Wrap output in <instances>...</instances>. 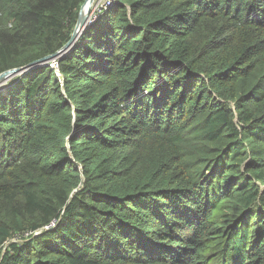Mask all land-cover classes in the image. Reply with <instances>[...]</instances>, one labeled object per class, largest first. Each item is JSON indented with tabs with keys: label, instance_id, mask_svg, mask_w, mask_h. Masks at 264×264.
<instances>
[{
	"label": "trees",
	"instance_id": "trees-1",
	"mask_svg": "<svg viewBox=\"0 0 264 264\" xmlns=\"http://www.w3.org/2000/svg\"><path fill=\"white\" fill-rule=\"evenodd\" d=\"M84 0H0V73ZM0 264H264V0H110L0 88Z\"/></svg>",
	"mask_w": 264,
	"mask_h": 264
},
{
	"label": "water",
	"instance_id": "water-1",
	"mask_svg": "<svg viewBox=\"0 0 264 264\" xmlns=\"http://www.w3.org/2000/svg\"><path fill=\"white\" fill-rule=\"evenodd\" d=\"M93 1L94 0H84L83 4L81 5L79 9L76 24L70 36V39L65 45H63L61 49H59L58 51L52 54L46 55L40 59L32 61L26 64L25 66L11 68V69L1 72L0 73V88L4 87L6 85V82L11 80L12 78L16 76H20L33 68L39 67L47 63L54 65L57 59H59L64 53H66L74 45V43L78 40V38L83 34L85 28L90 22L91 17L89 16V12H90V8H91ZM87 2L90 4L87 10L84 11V7Z\"/></svg>",
	"mask_w": 264,
	"mask_h": 264
},
{
	"label": "built area",
	"instance_id": "built-area-1",
	"mask_svg": "<svg viewBox=\"0 0 264 264\" xmlns=\"http://www.w3.org/2000/svg\"><path fill=\"white\" fill-rule=\"evenodd\" d=\"M109 1L110 0H95L94 3H93L92 9H91L92 12L90 14V17H91V15H93V16L96 15V12H93L94 11L93 9H96V11H101V10L105 9L106 6L109 5ZM54 65H56V63Z\"/></svg>",
	"mask_w": 264,
	"mask_h": 264
},
{
	"label": "rangeland",
	"instance_id": "rangeland-1",
	"mask_svg": "<svg viewBox=\"0 0 264 264\" xmlns=\"http://www.w3.org/2000/svg\"><path fill=\"white\" fill-rule=\"evenodd\" d=\"M95 3H96V2H95ZM93 10H94L93 12H96V13H98V14L101 12V11H96V9H93ZM91 12H92V11H90L89 15L91 14ZM94 18H95V16L91 15L90 21H92ZM53 66H55V65H53ZM12 79H13V78H12ZM12 79H11V80H12ZM11 80H9L8 82H6V84H8Z\"/></svg>",
	"mask_w": 264,
	"mask_h": 264
},
{
	"label": "bare ground",
	"instance_id": "bare-ground-1",
	"mask_svg": "<svg viewBox=\"0 0 264 264\" xmlns=\"http://www.w3.org/2000/svg\"><path fill=\"white\" fill-rule=\"evenodd\" d=\"M89 4H90V3H88V2L85 4L84 11L87 10V8L89 7Z\"/></svg>",
	"mask_w": 264,
	"mask_h": 264
},
{
	"label": "clouds",
	"instance_id": "clouds-1",
	"mask_svg": "<svg viewBox=\"0 0 264 264\" xmlns=\"http://www.w3.org/2000/svg\"><path fill=\"white\" fill-rule=\"evenodd\" d=\"M95 1V0H94ZM94 1H93V3H94ZM93 3H92V5H91V8H90V11H91V9H92V6H93ZM90 13V12H89ZM90 16V15H89ZM53 66V65H52Z\"/></svg>",
	"mask_w": 264,
	"mask_h": 264
}]
</instances>
